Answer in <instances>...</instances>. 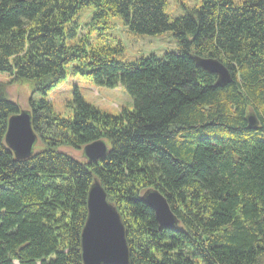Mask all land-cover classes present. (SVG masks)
<instances>
[{
	"label": "trees",
	"instance_id": "obj_1",
	"mask_svg": "<svg viewBox=\"0 0 264 264\" xmlns=\"http://www.w3.org/2000/svg\"><path fill=\"white\" fill-rule=\"evenodd\" d=\"M166 3L0 0V71L40 96L29 101L34 153L17 160L5 135L21 107L0 82V264H83L94 178L121 214L131 264H264V0H200L175 17ZM111 16L138 34L171 31L180 49L117 60L121 41L105 39ZM193 55L219 59L233 81L215 86ZM69 73L121 83L134 108L111 115L76 94L73 115L58 114L46 96ZM99 139L109 152L95 163L61 149ZM149 187L167 198L176 228L140 200Z\"/></svg>",
	"mask_w": 264,
	"mask_h": 264
},
{
	"label": "water",
	"instance_id": "obj_2",
	"mask_svg": "<svg viewBox=\"0 0 264 264\" xmlns=\"http://www.w3.org/2000/svg\"><path fill=\"white\" fill-rule=\"evenodd\" d=\"M197 66L216 76L215 86H226L233 81L227 65L213 57L193 55ZM249 128H256L259 120L254 113L247 118ZM38 135L32 125L30 110L21 109L8 119L5 143L17 160H26L34 153ZM109 152L106 141L99 139L83 147V157L90 163L103 160ZM155 213L161 227L174 229L179 218L160 190L149 187L140 196ZM88 214L81 233V250L84 264H131V251L126 228L117 207L97 178L89 189Z\"/></svg>",
	"mask_w": 264,
	"mask_h": 264
},
{
	"label": "rangeland",
	"instance_id": "obj_3",
	"mask_svg": "<svg viewBox=\"0 0 264 264\" xmlns=\"http://www.w3.org/2000/svg\"><path fill=\"white\" fill-rule=\"evenodd\" d=\"M199 1L167 0L165 12L173 17L182 15L186 11L184 6L191 7L194 4H198ZM233 1L242 3L245 0ZM92 10V7L85 8L76 16V19L79 20L81 25L89 21ZM108 22L111 26L105 33L106 42L110 46H116L121 41L123 46L122 51L114 54L117 60L133 62L151 55L164 57L165 54L176 52L180 49L179 43L171 31L157 35H145L130 31L119 16H111ZM84 29H82L83 31L81 32L83 33L81 35L85 33L88 27L85 26ZM92 33L96 37L97 30H92ZM0 82L6 83V94L10 99L17 101L21 109L29 110L30 99L32 97H40L37 94H33L30 83L20 84L12 82L8 72L0 71ZM76 94H80L85 102L111 115H120L123 109L134 108L133 98L126 92L121 83L114 88L99 86L89 76L73 73H69L57 87L48 93L46 98L53 105L55 112L63 116H72L73 106L71 104L74 102ZM61 149L77 159H83L82 148L74 149L63 146Z\"/></svg>",
	"mask_w": 264,
	"mask_h": 264
},
{
	"label": "bare ground",
	"instance_id": "obj_4",
	"mask_svg": "<svg viewBox=\"0 0 264 264\" xmlns=\"http://www.w3.org/2000/svg\"><path fill=\"white\" fill-rule=\"evenodd\" d=\"M7 100V99H6Z\"/></svg>",
	"mask_w": 264,
	"mask_h": 264
}]
</instances>
